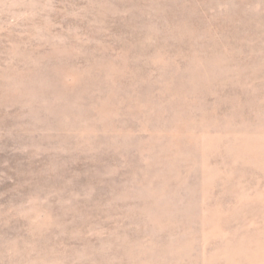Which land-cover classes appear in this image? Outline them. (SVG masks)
Wrapping results in <instances>:
<instances>
[{"label": "rangeland", "instance_id": "rangeland-1", "mask_svg": "<svg viewBox=\"0 0 264 264\" xmlns=\"http://www.w3.org/2000/svg\"><path fill=\"white\" fill-rule=\"evenodd\" d=\"M0 264H264V0H0Z\"/></svg>", "mask_w": 264, "mask_h": 264}]
</instances>
